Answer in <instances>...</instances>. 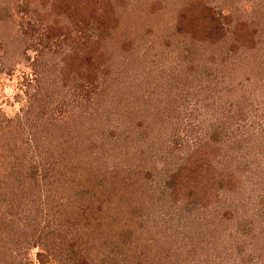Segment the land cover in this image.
<instances>
[{
  "label": "rangeland",
  "instance_id": "374dc122",
  "mask_svg": "<svg viewBox=\"0 0 264 264\" xmlns=\"http://www.w3.org/2000/svg\"><path fill=\"white\" fill-rule=\"evenodd\" d=\"M113 3V29L90 43L81 75L71 50L91 31L72 0H0V162L19 158L41 177L44 161L57 158L60 175L86 161L96 175L80 183L102 177L103 206L75 201L101 209L121 256L264 264V0ZM36 210L15 234L0 231L9 262L76 263L75 232L33 243ZM92 234L91 256L104 237Z\"/></svg>",
  "mask_w": 264,
  "mask_h": 264
},
{
  "label": "trees",
  "instance_id": "16d2710c",
  "mask_svg": "<svg viewBox=\"0 0 264 264\" xmlns=\"http://www.w3.org/2000/svg\"><path fill=\"white\" fill-rule=\"evenodd\" d=\"M72 2L73 14L77 16L76 22L83 25L86 24L91 31V42L87 41V43H84L83 50H81L82 46H74L71 50V52L74 50L75 54H81L83 63H79L76 67L81 75H86L90 70V43L91 45L98 44L103 36L102 34L113 29V26L111 28L107 27L114 22L111 16L114 3L113 0H91L89 3L87 0H72ZM68 58L71 60L73 57ZM85 162H81L78 158L71 160L70 164H68L70 172L60 175L59 171H62L60 168L62 163L59 164L57 158L49 162L44 161L42 164L43 176L41 177L37 175L38 166L36 165L27 167L30 174L26 177L22 171V167L25 165L20 163L19 158H10L6 163L0 162V231H2L4 236L15 234L14 226L17 224L25 226V222L29 219L28 216L32 213L31 210L34 207L37 212H34L33 215L38 218L41 213L39 220L42 221L43 225L42 229H37L38 232L35 231V236H33L35 241L33 243L38 244V242L47 238L51 231V234H55V229H57V232L60 230L59 228L75 232L77 237L68 240L71 247H74L75 252L72 261L75 259L76 263L71 264H150L148 261L144 262L130 254H126V257L118 254L120 251L117 250L122 249L124 241L114 239L112 236L115 233L112 232L111 236L110 231H107L106 228L103 229V221L101 219L103 216L98 214L101 209H95L96 214L90 216L89 212L85 211L88 208H83L85 206L81 202L78 204L75 201L76 195L77 198L92 195V202H98V208L103 206V198L99 196V192L104 189L102 177L93 180L97 184L94 186L90 183L89 185L85 182L80 183V178L83 179L82 177H84L86 179V177L90 178L91 175H96V170L89 165L87 167ZM80 167H84L87 170L83 176L80 175L82 171L79 170ZM15 172L20 173L18 178H16ZM40 178L41 180L47 178L44 183L45 185L47 184L46 190L39 189ZM1 188H4V190L2 191ZM60 189L62 190L60 191ZM37 190L38 196L35 194ZM64 192L65 194H62ZM34 195L37 196V202ZM93 219L97 220L93 221ZM94 225H99L102 229L97 228L98 232H95ZM96 233L104 235V237L97 244L99 249L96 252L94 251L91 256L86 243L87 239L88 243L91 241L89 236L91 234L96 236ZM3 235L0 233V245H2ZM26 237L28 236L24 235V233L18 236L21 244ZM46 241L51 240L48 239ZM4 243L6 242L4 241ZM77 246L79 247L78 249H76ZM11 249L9 247L8 251V249L0 247V264H11L9 262ZM50 251L54 253L55 257L54 250L51 249Z\"/></svg>",
  "mask_w": 264,
  "mask_h": 264
}]
</instances>
